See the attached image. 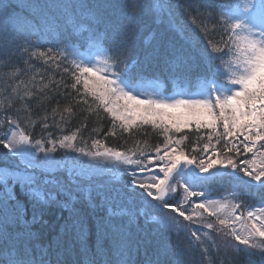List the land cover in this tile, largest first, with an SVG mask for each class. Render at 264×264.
Segmentation results:
<instances>
[{
  "label": "snow or ice",
  "instance_id": "obj_1",
  "mask_svg": "<svg viewBox=\"0 0 264 264\" xmlns=\"http://www.w3.org/2000/svg\"><path fill=\"white\" fill-rule=\"evenodd\" d=\"M23 6L0 0V65L18 81L9 83L6 102H0V145L8 150L0 159V264H68L62 252L81 241L98 210L97 228L111 235L116 255L100 260L97 252L87 264H135L133 247L145 250L142 264H236L240 256L245 264H264V0H36L27 5L39 17L31 23L16 11ZM181 19L200 35L186 36L187 44L177 47L166 37ZM45 30L60 38L48 41L56 47L40 43ZM68 43L91 45L96 55L68 51ZM60 44L68 51L62 69L67 80H20L15 65L25 55L47 57L60 68ZM197 61L206 68L197 93L168 96L144 87L153 65H163L167 79L187 83V69ZM53 103L63 105L65 123L83 118L81 128L89 116L110 118L105 138L118 132L134 138L151 127L163 141L146 151L147 141L134 140L121 151L92 139L85 151L74 143L75 133L34 139L21 130V113L38 115ZM51 111L55 117L57 109ZM193 127L198 141L204 139L201 129L209 134L195 154H186L184 140L190 138L180 134ZM48 128L45 116L41 131ZM64 148L114 160L124 166L126 181L95 184L68 166L74 159L68 153L58 162L54 154ZM214 185L230 189L236 203L213 199ZM252 194L260 196L257 205L248 203ZM53 210L67 211L58 230L44 220ZM33 225L52 232L46 247Z\"/></svg>",
  "mask_w": 264,
  "mask_h": 264
},
{
  "label": "trees",
  "instance_id": "obj_2",
  "mask_svg": "<svg viewBox=\"0 0 264 264\" xmlns=\"http://www.w3.org/2000/svg\"><path fill=\"white\" fill-rule=\"evenodd\" d=\"M5 3L15 5L17 3H22L24 6L17 8V13L19 16L25 18L29 23L32 22V20L39 19V17L36 15L35 11L31 8H29L27 5L29 3H35L36 0H4ZM40 3H44L45 0H39ZM199 23V21H197ZM205 23H208L205 21ZM178 30H180V26L184 27V33L182 34L180 31V35H175L173 38V43L177 47H180L181 45H186V42H182V40L188 36L191 37L193 35L199 36L200 33L196 32L193 25L189 23L188 20L181 19L180 26L174 25ZM209 28L212 27L211 24H208ZM25 25L20 26V30H24ZM41 36L40 43L44 44L47 48H54L57 45L54 43H48L50 39H54L58 41L60 38L56 36L55 33L52 34V36L48 35L47 30L43 33H39ZM32 39L35 41L36 37L33 36ZM143 40L144 37H139V44L143 46ZM179 40L181 43H176ZM201 43L203 41L201 40ZM77 44V43H76ZM75 44V45H76ZM59 47L62 50V55L55 56V60L61 64L60 68L56 67L55 63H52V61H49L47 57L39 58L37 55L36 57H32L29 59L27 55L24 56L23 59H21L18 63L15 65V71L17 75L20 76L21 81H30L33 77H35V80L37 81V84L40 81L41 75H43L45 79V83H48L52 80H58V79H68V76L66 73H63L62 69L65 66V62H63V56L68 55V51H71L68 48V51H63V45L60 44ZM33 51H36L39 53L40 51H44V48L41 49H34ZM55 55V53H53ZM69 62L71 61V56L68 57ZM160 65H153L149 67V70H159L161 67ZM204 63L203 62H194L191 64V66L188 68L189 71L192 69L196 75H199L200 73L204 72L206 73L204 69ZM158 68V69H157ZM154 71V72H155ZM11 69L4 68L2 65H0V102H6L7 98V89L9 83L15 85L18 83V81L10 80L11 76ZM22 87V85H21ZM51 108L57 109V114L55 117H53ZM0 110H2V103H0ZM63 110V105H57L53 103L50 108H47L44 111H41L38 115L29 113L28 117L26 118L23 113H21V119L24 120V124L21 126V130H24L28 133H30L34 139L40 138L41 135H47L48 132L52 133L53 139H60L64 135H72L73 133L76 134V141L75 144L77 147H84V149H89L92 144V139H102L103 143L107 145L110 148H113L115 150H121L123 151L127 147H131L134 140H138L141 142L147 141L149 148H146V151H150L151 147L154 146L157 143H162L163 137H157L156 131L153 130L151 127H147L146 129H141V131L134 137L130 138L127 133L123 134V138L120 137V134L118 132L116 137L113 136H107L105 138V131L111 127L110 124V118L109 120H98L95 116H89V119L86 121L87 128H81V120L83 118L77 119L76 116H72L71 118L67 119V122L61 120V112ZM65 117H67V114L64 113ZM47 116V122L49 124V128L46 132L41 131V125L44 123V117ZM53 120L55 121V127H53ZM30 121V122H29ZM0 129H3V125H0ZM79 129V131H78ZM95 129V131H94ZM222 131V129H220ZM2 131V130H0ZM209 134V130L201 129L200 135L204 137L202 141H198L197 134L195 132L194 127L193 128H184L180 135H186L190 139L186 138L184 140V151L186 154H195L193 149L194 147H197L198 145H202L203 142L207 141V136ZM125 139L128 140V143L125 144ZM86 141L85 142H82ZM213 143H215V134L213 133ZM6 149L3 147V145H0V152L2 155L5 154ZM58 153V152H57ZM59 155V154H57ZM215 186V185H214ZM103 215V212L101 210H98L95 215L91 217V226L89 231L84 235V237L81 239L79 243H75L71 246L70 250L66 253L62 252L61 259L66 260L68 264H84L83 262L85 260H88L89 254H94L97 252H102V256H97V259L104 260V259H114L115 258V247H114V241L111 237V235H108L105 237L103 235L104 229L98 230L97 228V221L100 216ZM62 216H67V211H61L59 210H53L51 213L47 214L44 217V220L47 222V224L50 226L51 229L58 230V224L62 223ZM141 223H143L141 221ZM147 225H144L143 229H138L137 231L140 232V235H145V229H147ZM33 231L37 233H41L40 236V242L43 244V246H47L48 241L52 238V232L49 229H41L40 225H33ZM175 242L173 238V243ZM132 259L135 262V264H142V261L145 259V250L143 247L137 251L135 247H133V254ZM210 259V258H206ZM220 259H223V256L220 257ZM246 258L244 256H240L238 260L236 261V264H245Z\"/></svg>",
  "mask_w": 264,
  "mask_h": 264
},
{
  "label": "rangeland",
  "instance_id": "obj_3",
  "mask_svg": "<svg viewBox=\"0 0 264 264\" xmlns=\"http://www.w3.org/2000/svg\"><path fill=\"white\" fill-rule=\"evenodd\" d=\"M90 55V56H95ZM145 88L147 90H151L149 85H146ZM4 136V131H0V137ZM61 137L60 139H62ZM75 143V142H74ZM89 149H85L88 151ZM8 150L6 149L5 153ZM68 153L70 157H74V159L67 160V164L70 168L74 169L77 173L81 174L85 178L92 177L95 184H102V185H112V184H122L126 181V177L124 176L121 169L124 167L121 164L116 163L114 160L107 159V158H98L93 159L91 156H83L79 152H72L69 148L60 149L58 153L54 155L57 156L58 162L64 163L63 154ZM59 154V155H57ZM4 155L0 152V159L3 158ZM183 162V158L182 161ZM64 175H67L65 172ZM178 190H182L178 189ZM182 190V196H183ZM171 195V194H170ZM213 199H220L219 197H215ZM260 239V238H258Z\"/></svg>",
  "mask_w": 264,
  "mask_h": 264
}]
</instances>
